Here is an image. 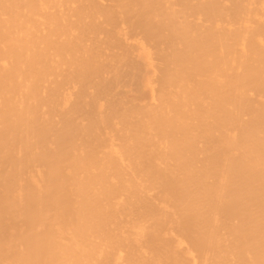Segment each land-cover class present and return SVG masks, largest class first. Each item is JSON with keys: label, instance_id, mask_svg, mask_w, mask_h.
<instances>
[{"label": "bare ground", "instance_id": "1", "mask_svg": "<svg viewBox=\"0 0 264 264\" xmlns=\"http://www.w3.org/2000/svg\"><path fill=\"white\" fill-rule=\"evenodd\" d=\"M0 264H264V0H0Z\"/></svg>", "mask_w": 264, "mask_h": 264}]
</instances>
